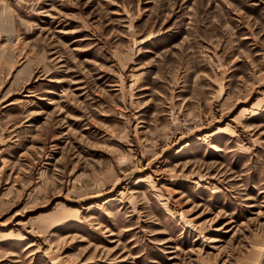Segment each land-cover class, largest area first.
<instances>
[{
  "label": "rangeland",
  "instance_id": "obj_1",
  "mask_svg": "<svg viewBox=\"0 0 264 264\" xmlns=\"http://www.w3.org/2000/svg\"><path fill=\"white\" fill-rule=\"evenodd\" d=\"M0 264H264V0H0Z\"/></svg>",
  "mask_w": 264,
  "mask_h": 264
}]
</instances>
